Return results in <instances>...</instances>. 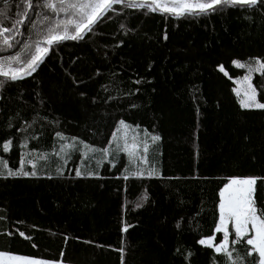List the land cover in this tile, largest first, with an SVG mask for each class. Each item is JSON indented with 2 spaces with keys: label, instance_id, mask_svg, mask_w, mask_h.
I'll use <instances>...</instances> for the list:
<instances>
[{
  "label": "trees",
  "instance_id": "16d2710c",
  "mask_svg": "<svg viewBox=\"0 0 264 264\" xmlns=\"http://www.w3.org/2000/svg\"><path fill=\"white\" fill-rule=\"evenodd\" d=\"M128 11L133 14L129 26L138 25L139 36L125 37L126 43L114 49L116 26L109 22L108 27L97 29L101 35L93 34L87 42H64L55 53L50 50L39 74L7 87L3 94L9 99L0 102V109L11 113L19 109L25 119H32L35 105L41 117L58 119L66 135L79 136L98 147L107 144L118 120L139 124L141 130L147 128L161 137L150 146L148 155L162 178L117 180L119 170L128 164L123 152L116 168L98 169L100 177L87 176L95 167L94 160L80 165L82 177L69 171L71 165L58 176V161L53 157L47 163L38 162L36 177L0 178V214L6 217L0 222V251L64 264H121L117 249L123 247L125 264H172V253L179 247L195 253L190 264H212L213 250L195 241L214 233L219 189L232 175H264V111L240 107L232 89L243 69L231 63L264 56V31L250 27L241 13L231 9L180 19ZM165 31L167 41L161 38ZM102 50L108 52L107 59ZM97 67L105 76L89 80ZM65 69L86 81L85 88L77 91L106 98L100 88L103 84L118 99L93 106L78 98L69 91L71 79L65 77ZM111 72L124 81L120 92L106 78ZM137 74L151 83L131 98L122 96L126 86L136 87L131 81ZM252 83L259 93L264 73L254 74ZM35 92L43 95L45 105L37 103ZM194 94L200 99L194 100ZM131 103L138 107L132 108ZM0 119L6 117L0 114ZM8 131L15 135L14 129ZM53 135L52 129L45 132L39 151H51ZM34 145L30 141L29 148ZM2 156L9 167L19 166V148ZM145 194L148 202L135 208ZM121 205L126 206L124 220L133 225L127 233L120 231ZM182 217L185 220L178 229L175 224ZM192 217L191 228L198 226V231L189 228ZM8 231L14 235L6 236ZM18 231L32 239L19 237ZM215 235L222 238L220 233Z\"/></svg>",
  "mask_w": 264,
  "mask_h": 264
},
{
  "label": "snow or ice",
  "instance_id": "6c2138e0",
  "mask_svg": "<svg viewBox=\"0 0 264 264\" xmlns=\"http://www.w3.org/2000/svg\"><path fill=\"white\" fill-rule=\"evenodd\" d=\"M0 7V102L9 98L3 93L14 82L24 81L26 78L39 74V69L45 64L50 50H56L66 41L87 42L91 35L97 33L102 25L109 26V22L116 26L113 32L117 43L113 46L118 49L133 36H139L138 25L129 26L132 13L129 9L136 10L144 16L159 13L165 18L202 17L212 14H221L229 9L237 10L250 27H259L264 31V0H2ZM13 9L15 13L13 14ZM23 29V30H22ZM116 33H120L117 35ZM168 40L165 31L161 37ZM104 59L108 58V52L103 51ZM236 68L247 69L246 74L237 79L238 87L232 91L239 97V105L246 110L264 111V85H261L258 93L253 86L252 74L264 73V56H250L245 62L239 59L231 61ZM219 71L225 76L224 66L219 65ZM152 65H148L149 71ZM121 71H124L121 64ZM65 77L71 79L69 91L83 100H89L95 106L101 102L116 101L118 98L111 94L108 85H101V91L107 93V97H89L85 88L86 81L72 75L65 69ZM105 76L97 67L89 76ZM110 84L112 89L121 91L120 85L124 83L115 72H111ZM231 79V77H229ZM146 76L138 75L131 81L135 88L126 86L122 96L131 98L140 92L141 86L150 84ZM196 92V85L192 86ZM155 91V89H153ZM40 106L46 104L43 95L35 92ZM259 96V98H258ZM23 93L17 97L22 99ZM194 100H199L195 94ZM25 103H27L25 101ZM132 108L138 107L131 103ZM35 116L25 119L22 111L11 113L9 110L0 109L6 119H0V149L2 154H8L15 148L20 149L19 166L9 167V162L0 154V178L9 177H36L38 175V162H49L53 157L58 161L56 174L63 176L65 168L71 165L69 171L76 177H82L84 172L81 164L87 166L88 161L94 160L95 167L87 172L89 177H100L99 168L117 167V158L123 152L128 157V164L119 170L116 179L128 181L130 178H152L161 176L156 164L149 160L150 146H155L161 139L158 134L150 132L147 128L140 129V125H129L125 119L117 121V129L112 132L104 147H98L95 143H88L79 136H68L59 127L60 121L56 118L49 120L47 116H40V110L32 105ZM197 112H200L197 106ZM18 125V126H17ZM15 135L8 130H13ZM52 129L53 145L51 151H39L43 147L40 141L44 139L45 132ZM248 138L245 137V140ZM30 141L35 145L29 148ZM99 155V159H96ZM35 157V158H33ZM256 159L255 156L252 157ZM79 160V163H77ZM51 178V177H49ZM177 195H179L177 193ZM149 198L145 194L135 204V208H142ZM125 205H121L120 231L127 233L133 225L124 220ZM218 219L214 221V233L201 235L196 244L206 250H213L212 264H264V175H232L219 189ZM196 213V216H199ZM6 217L0 214V222ZM185 220L182 217L176 221L175 227L180 228ZM189 228L198 231L199 227L192 229L195 217L189 218ZM222 234V238L216 236ZM6 236L12 237L14 233L8 231ZM21 238L31 240L24 231H18ZM231 237V239H230ZM218 240V243L216 242ZM88 243H91L89 241ZM36 247L35 244L32 245ZM243 248V251H241ZM121 254V264H125L123 247L117 249ZM63 255V252H61ZM195 255L188 248H176L172 253V264H190ZM0 264H61L55 259H43L29 255H18L12 251H0Z\"/></svg>",
  "mask_w": 264,
  "mask_h": 264
},
{
  "label": "rangeland",
  "instance_id": "374dc122",
  "mask_svg": "<svg viewBox=\"0 0 264 264\" xmlns=\"http://www.w3.org/2000/svg\"><path fill=\"white\" fill-rule=\"evenodd\" d=\"M246 72H247V69H243V74L240 75V76H238L237 78H234V80H233V82H234V87H233V88L238 87L237 82H236L237 79L243 77V76L246 74ZM254 74H256V73H253L252 76H253ZM257 74H259V73H257ZM238 98H239V97H238ZM127 158H128V157H127ZM61 264H64V263H61Z\"/></svg>",
  "mask_w": 264,
  "mask_h": 264
}]
</instances>
